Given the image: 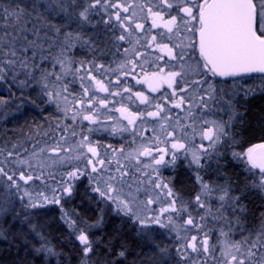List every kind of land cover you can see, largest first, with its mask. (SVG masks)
Masks as SVG:
<instances>
[{"label": "snow or ice", "instance_id": "6c2138e0", "mask_svg": "<svg viewBox=\"0 0 264 264\" xmlns=\"http://www.w3.org/2000/svg\"><path fill=\"white\" fill-rule=\"evenodd\" d=\"M102 3L115 9L112 14L115 23L111 19L105 21L111 24L109 31L117 26L122 30L119 35L113 31V42L127 43L129 47L124 48V53L134 54V59L126 61L127 65H131L130 71L134 72L138 66L136 61L143 59L136 45L161 53L157 60L166 56L181 62L180 71L165 73L162 68L157 72L144 71L142 78L137 79V83L146 85L150 92H157L163 84L172 89L170 96L162 97L163 104L155 103L153 106L144 92L124 88V92H131L147 108L139 112L130 111L126 106L117 108L116 111L127 124L117 121L110 127L112 136L130 130L134 135H140L138 121H143L145 116L152 118L159 122L155 148L140 144L126 153L123 147L101 145L91 139L90 134L98 130L93 126L101 123L98 109L93 104L97 97L92 94V89L102 93L110 91L93 72V68L100 71L104 65L76 61L68 53L78 43L82 47H91L92 42L84 38L82 29L91 22L93 10ZM136 9H139V13ZM56 17L63 19L65 24L53 23ZM145 20L150 21V29L145 28L142 22ZM33 21L39 26L34 23L31 29L28 28L27 25ZM71 23H75L78 30L63 32L65 39L60 44L59 52L54 56L50 53L49 56L40 57L41 60L50 58L53 61L52 69L33 62L36 49L42 48L38 43L40 29L60 34L62 28ZM152 29L163 31L148 39ZM29 32L34 39H29L26 34ZM138 32L144 35L137 36ZM165 34L169 42L179 38V43L170 46L163 42ZM17 44L20 45L19 49ZM29 50L32 51V60L27 55L21 58V53L26 54ZM57 65L59 71L56 70ZM17 67L25 70V79L18 80ZM119 67L123 68L125 64ZM140 67L143 68L142 65ZM249 73H264V0H144L143 3L138 0L132 3H110L109 0H0V81L11 79L21 89L38 87L43 102L55 105L57 112L62 113L55 120V128H51L58 139L45 132L43 135L48 138L43 142L35 140L30 146H25L24 141H19L12 143L11 149L0 147V240H22L25 250L30 246L31 253L43 255L46 260L48 257H59L61 253L55 250L43 231L45 225L38 222L44 210L54 205L59 209V218L69 230V236L79 243L80 264H109L106 258L102 262L93 260L98 255L99 241L92 239V230L101 228L109 213L121 221L114 239L127 224L139 241L150 249V254H146V259L139 260L138 264H171L173 261L171 246L163 245L156 239L158 229L175 233V258H178L175 264H207L199 257L201 254L210 256L217 246L220 257L216 264H264V251L259 254L255 251L257 248L264 249V210L260 212L259 224L250 229L248 235L240 240L231 238L233 227L241 225L237 209L246 211L241 203L245 190L256 189L264 195V143L253 145L245 152L231 151L232 159L245 164L249 174L244 177L243 188L239 192L236 191L239 175L235 179L225 178L224 183L206 182L201 175V170L205 168L202 161L205 157L210 160L213 154L217 157L219 171V158L225 155L220 149L225 146L231 148L237 143L232 129L234 123L242 119L237 109L240 102H234L239 93L233 91L229 95L223 87L217 86L214 79L235 78ZM191 75L199 79L189 81L187 77ZM69 76L72 79H67ZM133 78L136 79L135 76ZM77 80L82 95L72 90ZM115 83L119 84V79ZM181 84L185 86L181 87ZM192 85L198 88L196 94L180 95L187 93ZM248 94L247 91L244 93V100ZM111 95L118 96L120 92H111ZM225 96H228L227 100ZM5 103L0 98V105ZM99 103L101 107L108 106L106 100ZM186 103L189 105L187 109L184 107ZM213 103L221 105L217 111L226 112L227 120L206 118L216 115L211 108ZM169 105L171 109L185 112V117L176 116L173 124ZM193 108L202 115H195ZM66 119L72 123L63 124ZM184 119L192 122L182 123ZM84 122L89 125L87 128H84ZM74 126L81 130L77 132ZM177 128L183 132L182 136L176 135ZM57 129L62 131L57 132ZM104 130L108 131L109 128L105 126ZM156 131L153 128V132ZM189 136L192 140L199 136L201 141H208V144L189 147ZM70 138L72 143H69ZM27 139L31 141L33 137L28 136ZM169 143L170 149L159 147V144ZM101 148L105 151L101 152ZM181 152L187 166H195L196 169L195 180L199 190L190 200L180 196L172 181L165 180L160 173L161 167H175ZM141 157L148 158V162L145 163ZM131 161L136 162L137 176L129 171ZM54 167L64 170L53 187L47 181L55 178L51 171ZM145 169H151V172ZM141 177H146V181ZM38 181L44 185L42 190H37ZM81 185L84 186L83 193L79 191ZM142 194L148 196L146 201ZM76 195L96 204L98 212L91 222L81 217L74 208L67 207ZM213 197L219 202V207L215 209L206 199ZM157 204L159 208L155 207ZM198 209H203V213ZM208 217L215 222L213 227L215 224L221 225L216 243H210L213 229L209 227ZM16 221L22 227L12 233ZM4 224H9V227H3ZM224 225L228 227L227 231ZM193 229L196 234H191ZM30 237H34V240H30ZM127 249V241H122L114 255L124 258ZM113 251L111 247L108 248V252ZM111 264H119V259L112 260Z\"/></svg>", "mask_w": 264, "mask_h": 264}, {"label": "flooded vegetation", "instance_id": "af4514ba", "mask_svg": "<svg viewBox=\"0 0 264 264\" xmlns=\"http://www.w3.org/2000/svg\"><path fill=\"white\" fill-rule=\"evenodd\" d=\"M124 0H109L110 3H115V2H123ZM144 0H140L139 3H143ZM132 3V2H129ZM101 5L104 7V12L101 10ZM97 8H99V13L96 14L97 19H92L94 16L91 15V22L86 25V39H89L92 44L91 47L86 46V62L91 61L93 62V65L95 64H102L104 65L103 69H100V71H95V68H93L94 74L97 76L98 79H101L104 81V83L109 87L110 91L109 92H101V97L102 99L106 100L107 102L114 103L113 104V114L115 115V120L114 122L119 121V123L126 125L127 121L121 119L120 113L116 111L117 108H120L121 106H126L129 108L130 111L133 112H139L142 110H145L147 108L146 105L140 104L139 100L135 98V96L131 95V92H124V88H130L132 92L135 91H142L144 92L145 95L149 96L153 106L155 103H164V100L162 97L165 95L170 96L172 89H169L166 84L160 85L159 90L157 92H150L148 90V87L144 84H138L137 79L142 78L144 71L147 72H157L161 68L164 69V72L167 73L168 71H180V63L178 61H173L168 59V57H164L163 59L157 60L156 57L160 56L161 53L154 51L152 48H145L142 47L141 45H136V48L139 52L143 54V59L136 61L137 67L135 71H130L131 65H127L126 61L128 59H134V54L129 53L125 54L124 53V48H128L129 45L125 42H113L112 36H113V31L119 35L120 32L122 31L117 28L113 29V31H109L111 28V24H106L105 21H108L109 19L112 20V23H115L114 16L112 15L115 11V9H112L107 6V4H101ZM136 11L139 13V9H136ZM111 14V16H110ZM145 23V28L150 29L151 24L150 21H142ZM160 31H163L162 29H152L151 32L148 34L147 38L150 39L151 35H155L159 33ZM137 36H143L144 33H136ZM160 39V37H158ZM163 42L169 43L170 46L172 43H179V38H174L172 42H169L167 40V34H165V37L163 38ZM141 44H143V40L141 41ZM117 45H119V51L117 50ZM178 51V50H177ZM125 64V67L120 68L119 65ZM140 65L143 66V68L140 67ZM87 66V63H86ZM114 70V71H113ZM127 72L128 74L125 75L124 73ZM136 77L134 79L133 77ZM119 79L120 83L117 84L115 83ZM179 79V78H178ZM189 81H193L196 79H199L198 76L191 75L187 77ZM214 82L217 84L218 87H223L225 91L231 95L233 91L239 93L237 96H235V101H239L240 103L237 104V109L238 111L242 114V119L238 120L237 122L234 123V127L232 131L236 135V140L237 143L234 144L231 148L225 147L227 150H222V152L225 153L224 156H221L219 158V162L221 167V170L224 171V167L227 165H234L237 166L241 173L242 177L248 176L247 169L245 167V164L240 163L239 161H235L231 157V151H239V152H245L249 147H252L253 145L259 144V143H264V137L263 138H256L254 140H243L241 138V133H242V127L244 126L245 119L247 117L248 111L250 109V105L253 101L257 99H263L264 100V75L263 74H246V75H241L238 77H226V78H220L217 77L214 79ZM185 85L181 84V87H184ZM202 87H206V85H203ZM120 92V95L118 96H112L111 92ZM248 92L247 99L244 100V93ZM198 92V88L196 85H192L191 88H189L187 93H180V95H187V96H192ZM131 96V100L129 97ZM225 100L228 99V96H225ZM98 101V97L96 99ZM101 100V99H100ZM223 104V102H221ZM100 105V104H99ZM221 105H217L213 103L211 105V108L213 111H216V115H208L206 118L207 119H219V116L221 115L224 120L228 119V115L226 112H221L217 111V109ZM170 113L173 115V120L172 123H175V117H185L186 113L180 111L179 109H171L170 105L168 106ZM186 109L189 107V105L186 103L184 106ZM226 108V105H224ZM104 109L108 108V106ZM152 110V109H149ZM195 115L199 116L202 115V113L198 112L195 108L192 109ZM36 112V111H35ZM28 114H24V120L27 118ZM34 117V115H33ZM192 121L190 119H184L182 120V123L185 124H190ZM108 124L111 123V121H107ZM89 125L86 122V128ZM159 126V122L152 119L148 118L145 116L143 121H138L137 123V130L140 132V135H134L132 131L130 130L129 132H125L122 135H117V136H112L110 134V129L108 131H105V127H102L98 133H92L90 134L92 137L91 139L94 142H99L101 145H108L111 144L115 148H121L123 147L125 152H130L134 148L138 147L140 144H145L148 146H151L155 148L157 146L156 144V139L155 137L159 135V131L153 132V128L157 129ZM171 130V129H169ZM191 130L189 129V133ZM177 133L182 136L183 132L177 128L176 135ZM131 134V135H130ZM132 136V137H130ZM121 137V138H119ZM132 139H130V138ZM118 138V139H116ZM163 139V137H160ZM133 140L135 142H133ZM201 143H203L205 146H207L208 141H201L199 136H196L194 140H192L191 136H189V147H192L193 144L198 146ZM159 147L164 148L168 147L169 149L171 148L170 143L165 145V144H159ZM224 148V147H222ZM101 152H104L105 149L101 148ZM109 154H111V150L109 149ZM169 157H166L168 159ZM141 160H143L145 163L148 162V158L141 157ZM190 159V157H189ZM217 157L213 154L212 158L209 160L207 157H205V160L202 161L205 163V168L201 170V175L204 177L206 182H215L218 183V180L220 179V169H218L217 165ZM125 163H129L128 161H125ZM132 167L129 168V171L133 173L134 176L139 175L138 173L135 172V167H136V162L131 161L130 162ZM219 165V166H220ZM144 171L146 172H151V169H145ZM195 166L192 168H189L187 166V161L184 159V154L183 152L179 153V159L177 160L176 166L175 167H161L160 173L162 174V177L165 180H171L172 185L175 188V191L182 196L185 200H190L195 193L199 190V185L196 183L195 180ZM184 177V181L187 185L186 188L184 189H177L175 182L177 177ZM228 176H224V178H228ZM141 179H145L146 177H141ZM87 183V181H86ZM145 187H147V183H145ZM249 192L255 194L261 202H263V195L256 189H247ZM80 193H83V189L79 190ZM155 194V193H154ZM78 196V195H77ZM242 201V200H241ZM213 209L217 207L216 205L212 206ZM246 207V206H245ZM156 208H159V206H156ZM262 210H264V206H262ZM198 212L202 213L200 210H197ZM247 208L246 211L240 212L239 209H237V215L241 216L242 223L247 226L249 229L254 228L258 222L259 219L256 223L249 225L247 223ZM194 215V214H193ZM196 215V212H195ZM111 218H114L118 222L120 221V218L113 216L111 213L108 214ZM106 223V222H105ZM209 227L211 226V221L209 220ZM105 225V224H104ZM104 225L101 228L93 229L92 230V236L94 235H100V230L103 229ZM125 228L130 232L133 241L136 243H139V239L136 237L134 230L129 227V225L125 224ZM161 237L157 236L156 239L159 242H162ZM93 240H98L99 243L97 244L100 245L102 242L101 237L98 239ZM71 242V239H68ZM163 240V239H162ZM164 241V240H163ZM166 242V241H165ZM142 243V242H140ZM145 251L150 253V249L146 246ZM107 259L109 261V264H111L112 260L119 259V264H134L135 259L134 257H126L124 258H117L116 256H101V255H96L93 257V260L100 261L102 262L104 259Z\"/></svg>", "mask_w": 264, "mask_h": 264}, {"label": "rangeland", "instance_id": "374dc122", "mask_svg": "<svg viewBox=\"0 0 264 264\" xmlns=\"http://www.w3.org/2000/svg\"><path fill=\"white\" fill-rule=\"evenodd\" d=\"M139 1L140 0H138V2ZM81 2H82V0H81ZM123 2L129 3V2H133V0H124ZM101 10L103 12L105 11L104 7L102 5H101ZM41 11H43V9H41ZM98 13H99V8H96L95 10H93L91 15H93L94 17L92 19H97L96 14H98ZM110 16H111V14H110ZM57 20H61L65 23V21L59 17L53 18V21L57 22ZM34 23H36L37 26H39V24L37 22L33 21V22L29 23L27 25V27L31 29L33 27ZM66 27L67 28L63 27V28H65V30L63 32L78 30L77 25L75 23H71ZM82 31L84 32V37H86V25L83 27ZM63 32L61 31L60 34H62ZM26 34L28 35L29 39L35 38V37H33V35L30 32L26 33ZM60 34H57L53 31L48 30V29H44V28L40 29V35H39L38 43L42 45V48L36 49V56H35L33 62L41 64L42 66L48 68L49 70L52 69L53 61L50 58L47 60H41L40 57L42 55L43 56H49L50 53H51V55L54 56L56 53L59 52L60 44L65 39L64 35L60 36ZM17 48L18 49L20 48L19 44H17ZM85 48H86V46L82 47L78 43L76 45V47L72 48L69 51L68 54L76 61L83 60L86 62V49ZM82 53L84 54L83 57L81 56ZM24 55H27V57L30 60H32V51L31 50H29V52L26 54L21 53V58H23ZM56 70L59 71L58 65L56 66ZM16 71L18 73V80L25 79V76L23 75V73L25 71L24 69H20L19 67H17ZM67 79L70 80V79H72V77L69 76V77H67ZM88 83H90V82H88ZM72 90L74 93L82 95V90L79 87V81L78 80L72 86ZM92 94L95 95L96 97H98V101L97 100L93 101V104L98 109L99 118L101 121V123L99 125L93 126V127H96L98 129L94 133H98L102 127L107 126L110 129L111 125L113 123H115L114 120L116 117L112 112L113 107H114L113 106L114 103H111L108 101V108L104 109L103 107H101L99 105L100 99L104 100L101 97V92H98L95 90V88H93ZM0 98H3L6 102L4 105H0V147L7 146V149H11V144L19 142V141H24L25 146H30L32 143L35 142V140H41L43 142L44 140H46L48 138L47 136L43 135V133H45V132H48V134L50 136H52L53 139L59 138L55 133H53L51 131V128H55V120L57 117H61L62 113L57 112L55 105L46 104L43 102L42 98L39 96V88L38 87L33 86L30 88L21 89L20 87L17 86V84L12 83L11 79H7L6 81H0ZM34 98L36 99L35 104L32 103ZM70 99H71V97H70ZM26 113L28 114L27 117L29 118L31 116L32 119H27V123H24V121H25L24 120V118H25L24 114H26ZM33 115H34V118H33ZM109 117H111V119H109ZM220 118H222L221 115L219 116V119ZM222 119H224V118H222ZM107 121H111V123L108 124ZM28 122H30V123H28ZM22 123H24V126L21 125ZM71 123L72 122L70 119H66L63 121V124H71ZM37 125H39L40 127L37 128ZM83 126H84V128H86V122H84ZM74 127H75V130L77 132H79L81 130L80 127H76V126H74ZM156 130L159 131V126ZM61 131H62V129H57V132H61ZM69 135H70V133H69ZM28 136H32L33 140L29 141L27 139ZM177 136H180V135L177 133ZM130 137H132V136H130ZM119 138H121V137H119ZM116 139H118V138H116ZM130 139H132V138H130ZM49 142H51V141H49ZM69 143H72L71 138L69 140ZM225 147L224 148L221 147L220 150L221 151L224 150V152H225V150H227ZM74 163H77V162L74 161ZM221 167L222 166L220 165L219 166L220 179L218 180V183H224V179H225L224 178L225 174L221 170ZM63 170L64 169L57 168V167H54L53 169H51L53 176L55 178L54 179L49 178L47 182L54 187L56 180L60 179V173ZM36 183L38 185L37 190H42L44 185L41 184L39 181ZM84 183L86 184V180L84 181ZM80 189L84 190V186L81 185ZM152 195L155 196L154 193ZM75 197L76 196H74L72 198V201H74V202L77 199ZM142 198L146 201L148 199V196L142 194ZM206 199H207V202L211 206L216 205L217 207H219V202L214 197L213 198H206ZM93 205L96 207L95 203H93ZM262 205L264 206V195H263ZM102 206L103 205H101V207ZM156 206H160V205L157 204V205H155V207ZM67 207L69 209L74 208L76 210L75 204L73 202L70 203L69 205H67ZM217 207H215V208H217ZM96 209H97V207H96ZM198 210H200L202 213L204 211L203 209H198ZM229 211H231V210L229 209ZM76 212H77V210H76ZM193 214L195 215V212H193ZM59 217H60L59 209L53 205V206H49L47 209L44 210L42 215L38 218V222L45 225L43 231L57 252H59V253L63 252L64 253V250L66 247V244H64V237L62 236L63 233L66 235V237L71 239V243L77 248V252H78V248H79L78 241H76L74 237L69 236V230L63 224V222L60 220ZM9 220H10V218H9ZM208 220L211 221L212 224L210 227L213 229L212 235L210 238V243H216V241L219 237V229H220L221 225L215 224V226L213 227L215 222H213L211 220V217H208ZM56 223L61 227V229L59 226L56 225ZM258 224H259V222H258ZM241 225L243 226L242 228H241ZM241 225H235L233 227V230L231 233V238L233 240H240L242 238V236L248 235V232L250 229L242 223V220H241ZM6 226L9 227V224H6ZM15 227H17V228L21 227L20 223L16 221ZM254 228H252V229H254ZM207 230L208 229H205V231H207ZM224 230L225 231L228 230V227L226 225H224ZM157 233H158L157 236L161 237L160 239H161V241H162L161 243L163 245L171 246L170 251L173 253V256H174V259L171 262V264H175V259H178V258H175V244H176L175 233H168L166 230H163V229H158ZM191 234H196L194 229L191 231ZM32 240H34V238ZM0 241H3V242L6 241V243L4 245H5V247H8V250L10 253L16 251V253H14V254L18 258H13L16 260L15 264H20V262L21 263L25 262V264H80V253L79 252H78V256L76 258H73L72 255H67L64 253V256H62L63 254H61L59 257H48L46 260L43 255L35 256L34 253H31L30 246H29L28 250H25L24 243H22V245L20 247L15 248V246L12 244V242L9 243V241H7V240H0ZM0 249H1V247H0ZM255 251H257L259 254V252L264 251V249L257 248V249H255ZM190 255L196 256V254H194V253H190ZM219 257H220L219 246H217L216 251L213 252L210 256L204 257L203 254H201V256L199 258L206 260L207 264H216V260L219 259ZM4 259L10 260L12 258L8 257V259H7V257H4ZM18 260H20V262ZM5 263H1V264H5ZM189 264H190V262H189Z\"/></svg>", "mask_w": 264, "mask_h": 264}, {"label": "trees", "instance_id": "16d2710c", "mask_svg": "<svg viewBox=\"0 0 264 264\" xmlns=\"http://www.w3.org/2000/svg\"><path fill=\"white\" fill-rule=\"evenodd\" d=\"M53 23H56L57 25H64L65 24L61 20H57V22L53 21ZM65 28H67V27H65ZM65 28H62V32L65 30ZM61 35H63V33L60 34V36ZM84 38L86 39V37H84ZM83 55L84 54L82 53L81 56L83 57ZM33 101H36V99L34 98ZM27 119H32V117L31 116L29 118L27 117L25 119L24 123H27ZM24 123H22L21 125L24 126ZM28 123H30V122H28ZM240 135H241V138L245 141L246 140H254L256 138H263L264 137V100L263 99H257L251 103L250 109L248 111L247 117H246L245 122H244V126L242 127V133ZM223 173L226 176L229 175L233 179H235L237 177V175H239L240 176V182L238 185H236V191L239 192L240 189L243 188L242 173L237 166L227 165L224 167ZM175 185H176V188L179 190V189L186 188L188 184L186 185V183L184 181V177L178 176L176 179ZM75 198H77V199L75 200V202L73 201V203L75 204V208H76L77 212L79 213V215L81 217L88 219L91 222V220L95 218V216L98 212V208L96 209V207L93 205V203H90L86 199H82V197H80L79 195L78 196L76 195ZM241 203L244 204L247 208V214H246L247 223L249 225L256 223L259 219L260 212H261L262 206H263L260 199L255 194L249 192L248 190H245ZM17 222H19V221H17ZM119 224H120V222H118L114 218H111L110 216H107L106 217V223H105L103 229L100 230V235L98 234V235L92 236V238H94V239H98L100 237L102 239L101 244L97 246L98 254L101 255L102 257L108 256V255L115 256L114 252L119 251L121 242L127 241V245H128L127 256L130 258L134 257L135 262H137V264H138L139 260L146 259V254H150V253L145 251V247L142 243H140V242L136 243L135 241H133L130 232L125 228V226H123V229L120 232V235L114 239L113 237L116 236L115 230L117 228V225H119ZM56 225L59 226L57 223H56ZM3 227L8 228L6 226V224H4ZM21 227H18V228L13 227L11 229L12 233H16L17 229H19ZM60 229H61V227H60ZM25 230H27V229L25 228ZM63 234H62V236L64 237V244H66L64 253L67 255H72L73 258H76L78 256L77 248L68 240L69 238L66 237L65 234L64 235ZM33 238L34 237H30V240H32ZM11 242L15 246V248L20 247L23 243L22 240H13ZM11 242L9 241V243H11ZM109 242H111V244H109ZM5 243H6V241L5 242L0 241V247H1V249H0V264L5 263V262L7 264H15L16 260L13 258H18L14 254V253H16V251L10 253L8 250V247H5V245H4ZM109 247H111L114 251L111 253L108 252ZM60 253L63 254L62 256H64L63 252H60ZM4 257H7V259H8V257L12 258V259L6 260V259H4ZM18 261L20 262V260H18ZM23 263L25 264V262H23ZM23 263L20 262V264H23Z\"/></svg>", "mask_w": 264, "mask_h": 264}, {"label": "water", "instance_id": "95a60500", "mask_svg": "<svg viewBox=\"0 0 264 264\" xmlns=\"http://www.w3.org/2000/svg\"><path fill=\"white\" fill-rule=\"evenodd\" d=\"M249 74H263L264 75V73H249ZM242 75H246V74H242Z\"/></svg>", "mask_w": 264, "mask_h": 264}]
</instances>
